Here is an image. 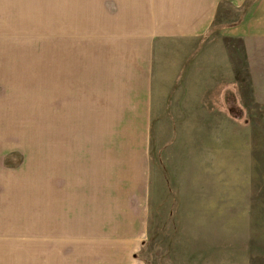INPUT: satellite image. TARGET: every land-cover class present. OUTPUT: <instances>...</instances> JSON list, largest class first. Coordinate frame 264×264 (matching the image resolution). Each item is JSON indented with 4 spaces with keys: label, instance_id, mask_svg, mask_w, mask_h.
Here are the masks:
<instances>
[{
    "label": "rangeland",
    "instance_id": "374dc122",
    "mask_svg": "<svg viewBox=\"0 0 264 264\" xmlns=\"http://www.w3.org/2000/svg\"><path fill=\"white\" fill-rule=\"evenodd\" d=\"M256 1H221L213 27L191 50L195 55L177 81L197 53L214 52L212 41L219 38L235 68L233 115L205 119L193 126L195 139L188 132L180 139L176 122L87 125V39L94 41L99 30L87 28V0H0V264H87V247H96L87 241L97 238L68 232L87 229V212L70 205L87 206V183L78 181L87 182V148L102 143L94 137L100 134L137 138L149 155L152 181L167 186L166 199L151 206L150 232L133 262L264 264V106L253 97L245 41L228 29ZM105 80L113 85L116 77ZM39 176L44 182L36 181ZM67 176H75V186ZM50 179L74 196L65 199L70 214L55 215L71 219L47 220L42 198L39 209L38 194ZM190 180L234 183L235 210L245 214L236 229L246 232H179L175 182ZM66 203L57 201L56 208Z\"/></svg>",
    "mask_w": 264,
    "mask_h": 264
},
{
    "label": "crops",
    "instance_id": "0c3cea01",
    "mask_svg": "<svg viewBox=\"0 0 264 264\" xmlns=\"http://www.w3.org/2000/svg\"><path fill=\"white\" fill-rule=\"evenodd\" d=\"M221 1L246 0H87V28L99 29L94 41L87 39V125L176 122L180 139L187 132L195 139L193 126L205 119L228 121L235 68L222 40L212 41L214 52L197 53L177 85L184 63L195 55L191 50L213 27ZM228 29L245 41L253 97L264 106V0ZM108 76L116 77L113 85H106ZM209 107L216 111L206 112ZM94 137L102 143L87 148V182L78 181L79 186L87 183V206L83 201L70 205L77 213L87 212V229L68 232L97 238L87 241L96 246L87 247V264H140L132 261L133 254L148 236L151 206L166 199L167 186L152 181L149 155L137 138ZM44 162H36L37 170ZM41 178L36 181L44 182ZM66 178L76 185L75 176ZM46 183V192L38 194L39 209L40 198L47 200L42 214L47 220L71 219L55 216L70 214L65 199L71 194L59 192L51 179ZM235 189L234 183L218 180L175 182L179 232H246L236 229L245 214L242 208L237 215ZM57 201L65 208H56ZM92 252L102 259H93Z\"/></svg>",
    "mask_w": 264,
    "mask_h": 264
}]
</instances>
